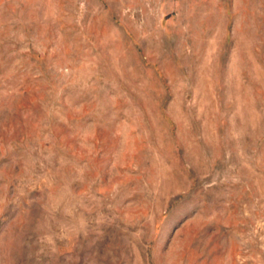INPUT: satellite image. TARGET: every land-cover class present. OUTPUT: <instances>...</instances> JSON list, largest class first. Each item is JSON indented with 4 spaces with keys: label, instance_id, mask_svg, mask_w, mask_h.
Instances as JSON below:
<instances>
[{
    "label": "rangeland",
    "instance_id": "374dc122",
    "mask_svg": "<svg viewBox=\"0 0 264 264\" xmlns=\"http://www.w3.org/2000/svg\"><path fill=\"white\" fill-rule=\"evenodd\" d=\"M0 264H264V0H0Z\"/></svg>",
    "mask_w": 264,
    "mask_h": 264
}]
</instances>
